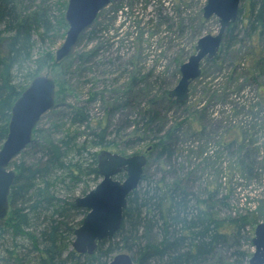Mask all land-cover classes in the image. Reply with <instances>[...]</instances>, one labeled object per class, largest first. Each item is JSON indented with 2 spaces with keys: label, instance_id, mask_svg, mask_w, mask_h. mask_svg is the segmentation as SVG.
I'll return each mask as SVG.
<instances>
[{
  "label": "trees",
  "instance_id": "16d2710c",
  "mask_svg": "<svg viewBox=\"0 0 264 264\" xmlns=\"http://www.w3.org/2000/svg\"><path fill=\"white\" fill-rule=\"evenodd\" d=\"M193 1L112 0L86 33L91 41L99 35L106 37V46H116L118 51L123 47L135 48L139 54L127 63L123 61L125 66L133 67L140 59L141 63L143 54L155 43L160 46L164 42L172 43V35L189 30L187 16L194 14L201 25L206 24L202 14L206 1L195 13L192 12ZM151 2L155 6L153 18L145 20ZM21 6L22 0H0V149L9 134L15 102L39 76V72L31 76L28 84L17 81L15 65L35 40L37 30L54 29L46 8L39 5L28 11ZM104 13L108 18L102 22L100 18ZM120 18L123 21L117 24ZM62 19L66 26L65 18ZM192 29L197 35L191 48L194 51L202 35L196 27ZM162 34H166V38L158 37ZM242 34L251 40L264 38V0H242L237 21L226 30L219 55L206 61L212 69L208 72L203 69L200 77L207 83L208 93H212H207V103L203 98L195 105L199 113L204 115L209 111L214 115L219 113V107L224 113L230 99L244 91V84H239L232 74L222 77L212 74V70L221 72L224 48L237 42ZM100 44L103 45L104 41ZM102 48L98 45L80 55V68L94 64ZM185 59L184 56L175 59L178 73ZM52 60L46 54L42 63L48 65ZM66 60L54 64L59 88L56 90V105L64 101L66 82L60 78L63 74L59 68ZM122 60L120 55L108 61L109 65H119ZM140 73L136 70L132 75L131 72L128 81L119 88L90 93L89 101L99 96L105 100L109 94L104 117L97 122L85 105L65 107L61 116L71 127L86 126L89 130L94 126L87 135L89 140L77 148L75 159L68 158V152L76 145L79 136L72 133L70 127L66 133L61 132V136L56 134L59 126H55V130L35 128L32 142L22 152H29L31 160H14L11 164L16 179L9 197V214L0 221V264H108L118 253L129 254L136 264L248 263L252 254L243 249L244 243L253 246L254 235L247 229L251 224L260 223L261 217H221L220 210L230 208L232 190L227 188L224 194L220 186L210 184L205 192H200L195 186V178L185 173L182 167L173 168L172 173L167 170V167L171 168L180 142L179 131L173 126L168 127L167 119L173 110L186 107L188 101L178 104L169 96V89L154 93L153 74L140 77ZM137 98H140L139 105L135 103ZM56 109L55 106L49 113ZM129 109L137 110L136 117L144 121L140 129L136 128L133 115L127 112ZM117 114H121L124 120L115 132L118 141L110 139L112 121ZM126 129H131L127 136H133L135 140L125 145L149 142L148 162L141 184L128 196L122 226L114 238L99 242L93 255L80 254L73 249V242L75 230L80 227L87 210L76 205L75 199L79 196L75 197V194L79 191L84 196L101 181L97 153L87 145L117 150L122 143L121 133ZM155 163L162 170L159 177L151 173ZM124 178V173L117 176L118 180Z\"/></svg>",
  "mask_w": 264,
  "mask_h": 264
},
{
  "label": "rangeland",
  "instance_id": "374dc122",
  "mask_svg": "<svg viewBox=\"0 0 264 264\" xmlns=\"http://www.w3.org/2000/svg\"><path fill=\"white\" fill-rule=\"evenodd\" d=\"M205 1L194 0V11L192 10V12H198ZM68 2L69 0H22L21 7L24 10L33 11L39 5L46 8L53 20L54 29L51 31L43 29L36 31L35 40L30 44V47L28 46L29 48L25 49L24 56L15 65L14 74L17 81L28 84L31 76L37 75L38 72L39 76L44 75L55 80L56 52L62 46L68 31L66 19V26L65 23L63 24L62 19L65 18ZM152 3L148 7L145 20L153 18L155 6ZM65 5L66 7H64ZM106 12L109 11L106 10ZM193 15L186 17L189 23H186V27L188 26L189 30L175 33V36L172 35L174 40L172 43L164 42L161 46L155 43L143 54L141 63H139L140 59L138 64L133 67L130 65L125 66L123 61L127 63L133 56L139 54L136 53L135 48L127 47L126 49L123 47L118 51L119 49L117 50L116 46L107 47V38H103L101 35L91 41L90 35L86 32L91 30L92 25L84 32L85 34H82V38L67 57L65 65L59 68L60 73L63 74L60 78L66 82V89L63 92L64 101L56 105L57 109L54 112L49 113V111L41 118L38 128L40 130H51L55 126H59L56 134L61 136V132L66 133L68 127H70L71 132L77 133L79 136L76 145L68 152V158L75 159L77 148L85 144L86 140H89L87 135L94 126L89 130L86 126L71 127L67 119L61 116L67 105H85L89 109L94 122L101 120L107 108L106 99L109 94H107L105 100L99 96L97 99L89 101L90 93L102 90L109 92L119 88L128 81L127 78L131 76V72L134 75L136 70L141 72L138 74L140 77L142 75L147 76L150 73L153 74L152 82H156V86L153 88L154 93L165 89L170 91L175 88L181 78V73L177 72L178 66L174 62L175 59L184 56L186 59L183 61H187L195 52L191 48L193 42L197 40V35L194 34L195 30L192 27H196L202 36L207 34L216 35L220 29L217 18L213 17L206 20V24L201 25ZM195 15L197 16V14ZM106 16L107 13H104L100 20L104 22V19L108 18ZM122 21L123 19L120 18L117 24ZM173 29L177 31V28ZM165 35L162 34L158 37L163 38ZM102 41H104L105 46L100 44ZM98 45L103 48L95 59V63L80 68L78 63L80 55ZM46 54L53 58L48 65L42 63ZM120 55L123 56L120 63L122 65H109V59H114L115 56ZM223 57V63L220 65L221 72L212 70V74L221 77L232 74L234 79L239 80V84H244V91L239 96H233L230 99L229 105L224 108L227 109L226 112L223 113V109L219 107V113L211 115V112L208 111L203 115L199 113L195 105L203 98L206 103L208 102V90L205 86L207 83H204L203 77H199L191 84L187 106L181 110H173L169 115V120L167 119L168 127L173 126L174 129L178 130L180 138L177 154L172 161L171 168L167 167V170L172 173L173 168L182 167L185 173H189L190 177L195 178V186L200 192H205L206 186L210 184L220 186L224 194L228 190L227 188L232 190L230 208L221 209L219 213L221 217L227 215H248L250 218L259 216L261 217L260 223H264V38L258 41L256 38L251 40L242 34L237 42L224 48ZM139 58L141 57L136 59ZM206 61L202 63L204 72L212 69ZM40 69L42 70L40 71ZM135 103L139 105L140 98H137ZM127 112L133 115L132 119H136L135 122L137 121L136 128L140 129L144 121L136 117L138 111L129 109ZM121 116V114H117L112 121L110 131L113 133L110 139L118 141L115 132L124 121ZM130 132L131 129L122 131V143H119L120 147L117 150L113 151L89 145H87V148L96 153L108 150L127 156L134 154L146 155L149 147L147 141L125 145L128 141L135 140L133 136H127ZM23 159L30 161V153H21L15 160L18 162ZM151 173L159 177L162 170L155 163L152 166ZM77 196L81 197L83 195L78 191L75 194V197ZM258 224H251L247 231L252 232L254 235ZM243 249L250 254L254 252V247L249 243H244Z\"/></svg>",
  "mask_w": 264,
  "mask_h": 264
},
{
  "label": "water",
  "instance_id": "95a60500",
  "mask_svg": "<svg viewBox=\"0 0 264 264\" xmlns=\"http://www.w3.org/2000/svg\"><path fill=\"white\" fill-rule=\"evenodd\" d=\"M112 0H69L65 19L68 31L62 46L57 50L55 61L62 62L75 48L82 34L96 21L99 13ZM242 0H207L203 18H217L220 29L216 35L200 37L195 52L181 65V78L169 96L178 104L186 103L190 97V86L202 73V63L219 55L226 30L238 18ZM56 81L40 75L32 80L28 88L17 99L9 125V134L0 149V221L10 211L9 197L16 179L12 162L27 149L41 118L56 106ZM97 168L101 181L86 195L77 197L78 207L87 210L80 227L75 230L73 249L80 254L93 255L98 243L113 239L120 230L128 196L142 181L147 166L145 154L122 155L108 150L97 153ZM125 174L123 180L117 176ZM254 252L247 264H264V223L257 225L252 240ZM108 264H136L127 253H118Z\"/></svg>",
  "mask_w": 264,
  "mask_h": 264
},
{
  "label": "flooded vegetation",
  "instance_id": "af4514ba",
  "mask_svg": "<svg viewBox=\"0 0 264 264\" xmlns=\"http://www.w3.org/2000/svg\"><path fill=\"white\" fill-rule=\"evenodd\" d=\"M242 4V3H241Z\"/></svg>",
  "mask_w": 264,
  "mask_h": 264
}]
</instances>
